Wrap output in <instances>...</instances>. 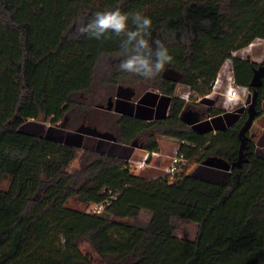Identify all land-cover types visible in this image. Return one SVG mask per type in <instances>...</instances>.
Segmentation results:
<instances>
[{
    "label": "trees",
    "instance_id": "16d2710c",
    "mask_svg": "<svg viewBox=\"0 0 264 264\" xmlns=\"http://www.w3.org/2000/svg\"><path fill=\"white\" fill-rule=\"evenodd\" d=\"M117 9L129 14L130 30L132 14L149 17L150 45L168 49L172 59L153 77L119 69L122 36L79 32L95 13ZM256 39L264 40V0H0V184L9 179L0 185V264H94L83 244L107 264H264V157L249 136L222 185L186 173L148 179L126 160L18 130L31 119L70 128L90 115L82 96L137 79L145 92L104 131L148 152L158 151L159 137L173 138L189 160L230 166L247 110L224 120L204 96L232 51ZM233 66L237 83L258 94L256 119L264 101V78L250 86L258 63L234 57ZM168 69L179 79L165 78ZM179 82L209 103L195 111L211 123L181 120L196 104L176 94ZM108 192L116 198L101 213L66 206L76 196L102 202ZM142 210L152 212L146 224L136 222ZM175 219L197 223L196 238L178 237Z\"/></svg>",
    "mask_w": 264,
    "mask_h": 264
},
{
    "label": "rangeland",
    "instance_id": "374dc122",
    "mask_svg": "<svg viewBox=\"0 0 264 264\" xmlns=\"http://www.w3.org/2000/svg\"><path fill=\"white\" fill-rule=\"evenodd\" d=\"M243 53H245L246 59L248 58L249 60L255 63H263L264 40L263 39L254 40L253 46L247 49ZM228 81H229V77L223 75L222 81L217 85V87L213 88L212 87L213 84H212L210 91L204 96L205 98L211 99L213 101V105L215 108L223 110V108L226 107V104L224 103L225 101H224L223 93L225 92V88L227 86ZM130 87L134 88L136 91V95L133 98L134 100L138 99L145 92V89H143L141 83L137 79H133L131 81ZM115 92H116V88L112 90L110 93L95 91L90 95L82 96L81 97L82 101H86L91 104L92 108L90 110V115L84 121L78 120L72 123L69 122L71 126L70 128L63 126L61 122H57V123L52 122L51 119H48L46 121L44 120H35V121L44 123L46 125V128L50 126L58 125L65 129L74 130L81 124H87V125L95 126L99 130L104 131L103 125L105 122H109V118L111 117V115H114L115 112L122 111L123 110L122 108L124 106L131 105L128 101L113 98L114 100L112 101L110 110L106 108H100L99 105L103 104L105 106L107 104L108 96L112 95L114 97ZM188 93H190L188 103L196 104V106H194L192 109L197 110L199 112H204L207 109V107L210 106L208 102L201 100L203 96L200 93L191 90L190 88H187L184 84L179 82L176 86V94L178 96L181 95L183 96V95H187ZM250 101H251V95L246 100V105H240V108L247 110ZM262 107H263V113L261 116L254 119V122L248 131V136L252 138L253 141L255 142V153L259 156L264 157V101L262 103ZM244 112L245 111H243V113ZM36 137H40V136H36ZM158 140L160 145L158 151L148 152L147 150L142 149L140 147H135L133 152L130 154V157L126 158L125 156L129 153L131 148L130 145H128L124 148H121L118 151L117 156L115 157L126 160L132 173L141 175L148 179H154L157 177L165 176L166 175L165 169L167 166H169L170 163V157L168 158L165 154L166 153L173 154L176 146L179 145L178 144L179 142L169 137H159ZM88 142L90 143V145L94 146L93 150L97 152H101L102 149L107 150L110 147L109 144H107L106 142H99L97 140L93 141L92 138H88ZM99 143L102 145L101 148H99L98 150L97 148ZM78 149L87 150L83 148H78ZM149 153H151L150 156H148ZM120 155H123L124 157ZM76 166H78V161H75L72 164V167H76ZM203 168L205 169L206 167H204L202 163H198L196 162L195 159H191L189 160L185 170L182 171L181 173L192 174L195 176L197 174V171ZM211 170H215V169H211ZM8 184H9V179L3 178L0 185L3 188H7ZM92 204L93 203L86 201L81 196L72 197L68 199V201L66 202L67 207L87 213L91 212L90 208ZM151 217H152L151 211L142 210L136 222L138 224H146L150 221ZM174 225L176 228L175 233L178 237L189 240H194L196 238L198 232L197 223L183 219H175ZM81 249L84 252H90L92 254V257L94 259V264H107L106 261H102L99 258H97L95 254L91 252V249L86 244L81 245Z\"/></svg>",
    "mask_w": 264,
    "mask_h": 264
},
{
    "label": "water",
    "instance_id": "95a60500",
    "mask_svg": "<svg viewBox=\"0 0 264 264\" xmlns=\"http://www.w3.org/2000/svg\"><path fill=\"white\" fill-rule=\"evenodd\" d=\"M163 76L165 78L172 80H178L180 77L179 73L172 69H168L167 71H165ZM263 78H264V63L254 68L250 86L252 88H257L261 86L263 82ZM135 95H136V91L134 88L124 85H119L115 92L116 99H120L128 102H131L135 97ZM257 96H258L257 92H253L251 94V101L249 106L247 107V118L244 121L238 133L240 139V147H239V156L236 162L228 166L216 161H206L202 163V165L206 168L198 170L195 177L222 185L226 184L228 174L231 171L232 167L234 165L239 166L244 159V151L248 140L247 131L251 128L257 112L256 110ZM111 104L112 101L110 100L106 107L108 110H110ZM238 111L242 113L243 111H245V109L239 108ZM239 117L240 114H237V119ZM180 118L185 124L189 126H194L200 122L201 115L199 114V112L193 109H187L182 112ZM18 130L25 134L40 136L48 140H52L59 143H65L75 148H83L87 150L94 149V146L90 145V143L88 142V138H92L93 141L97 140L99 142H106L107 144H109L110 147L107 150L102 149L101 152L114 157L117 156V153L121 148L128 146L126 144L120 143L113 132L102 131L95 126H91L87 124H81L74 130L65 129L58 125L50 126L46 128V125L44 123L36 122L34 119H31L26 121L24 124H22ZM101 145L102 144L100 143L98 144V148H97L98 150L99 148H101ZM130 147L131 148L129 153L125 156L126 158L130 157V154L133 152L135 148V146L133 145H130ZM150 155L151 153H149L148 156ZM120 156L124 157L123 155ZM211 169H215V170H211Z\"/></svg>",
    "mask_w": 264,
    "mask_h": 264
},
{
    "label": "clouds",
    "instance_id": "9594fccd",
    "mask_svg": "<svg viewBox=\"0 0 264 264\" xmlns=\"http://www.w3.org/2000/svg\"><path fill=\"white\" fill-rule=\"evenodd\" d=\"M129 14L122 13L119 9L114 11L97 12L94 18L79 27L81 34H88L90 38H107L108 33L122 36L121 56L124 59L119 64V69L124 72L151 78L161 71L172 58L168 49L160 41H155L156 47L150 45L146 36L152 21L140 12L131 15L134 30L128 27Z\"/></svg>",
    "mask_w": 264,
    "mask_h": 264
},
{
    "label": "built area",
    "instance_id": "2783aa9c",
    "mask_svg": "<svg viewBox=\"0 0 264 264\" xmlns=\"http://www.w3.org/2000/svg\"><path fill=\"white\" fill-rule=\"evenodd\" d=\"M253 44L254 42H251L249 45H247L244 48L232 51L231 57H229L224 61L216 76V79L212 83L213 84L212 87L215 88L222 81L223 75L229 77V81L225 88V92L223 93L227 109H233L237 105H246V100L252 94L248 86H243L237 83L234 75L233 58L237 57L241 59H246L245 53L243 52L251 48ZM189 95L190 93L183 96L181 95L179 97L185 100L186 102H189ZM182 143L184 142H181L179 143L178 146H176L174 153L170 156L169 166H167L165 169L166 172L165 176H168L169 178H174L176 175L184 171L189 162V159L187 158L185 153L181 150L180 145ZM108 193L109 196L105 200H103L102 202L93 203L91 205L90 213H101L106 208V206L109 205L112 202V200L116 198L115 194H112L111 192Z\"/></svg>",
    "mask_w": 264,
    "mask_h": 264
},
{
    "label": "crops",
    "instance_id": "0c3cea01",
    "mask_svg": "<svg viewBox=\"0 0 264 264\" xmlns=\"http://www.w3.org/2000/svg\"><path fill=\"white\" fill-rule=\"evenodd\" d=\"M225 101V100H224ZM131 102H133V103H137L138 102V99H136V100H132ZM225 103V102H224ZM226 104V103H225ZM212 106H214L213 105V101H212ZM240 108V105H237L236 107H234L233 109H227L226 107H224L223 108V110L222 109H220L221 111H222V113L220 114V117L221 118H223L224 120L226 119V120H228V118H229V116L230 115H237V114H240V116L242 115V113H240L239 111H238V109ZM214 119V117H212V116H207V118H204V120L201 118V120H200V122H202V121H205V122H212V120ZM199 122V123H200ZM179 144V143H178ZM163 154V153H162ZM168 158L172 155V154H169V153H166L165 154Z\"/></svg>",
    "mask_w": 264,
    "mask_h": 264
},
{
    "label": "flooded vegetation",
    "instance_id": "af4514ba",
    "mask_svg": "<svg viewBox=\"0 0 264 264\" xmlns=\"http://www.w3.org/2000/svg\"><path fill=\"white\" fill-rule=\"evenodd\" d=\"M263 63H264V62H263ZM260 64H262V63H258V65H260ZM113 100H114V99H111V101H113ZM109 101H110V100H109ZM109 101H108V102H109ZM108 102H107V105H108Z\"/></svg>",
    "mask_w": 264,
    "mask_h": 264
}]
</instances>
